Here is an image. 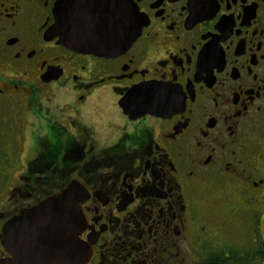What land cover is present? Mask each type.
<instances>
[{
  "label": "flooded vegetation",
  "instance_id": "af4514ba",
  "mask_svg": "<svg viewBox=\"0 0 264 264\" xmlns=\"http://www.w3.org/2000/svg\"><path fill=\"white\" fill-rule=\"evenodd\" d=\"M56 1L0 0V258L75 180L85 256L58 264H264V0H126L103 53L50 32Z\"/></svg>",
  "mask_w": 264,
  "mask_h": 264
},
{
  "label": "water",
  "instance_id": "95a60500",
  "mask_svg": "<svg viewBox=\"0 0 264 264\" xmlns=\"http://www.w3.org/2000/svg\"><path fill=\"white\" fill-rule=\"evenodd\" d=\"M57 0L50 32L83 51H117L127 47L140 30L126 0ZM113 37V38H111ZM137 87L126 93L135 100ZM86 195L73 180L30 208L21 209L2 229L1 244L10 256L0 264H58L85 256L77 234L83 223L80 203Z\"/></svg>",
  "mask_w": 264,
  "mask_h": 264
},
{
  "label": "rangeland",
  "instance_id": "374dc122",
  "mask_svg": "<svg viewBox=\"0 0 264 264\" xmlns=\"http://www.w3.org/2000/svg\"><path fill=\"white\" fill-rule=\"evenodd\" d=\"M1 168V167H0ZM6 189H4V191H5ZM4 193V192H3ZM237 264H244V263H242V261H238L237 262Z\"/></svg>",
  "mask_w": 264,
  "mask_h": 264
},
{
  "label": "trees",
  "instance_id": "16d2710c",
  "mask_svg": "<svg viewBox=\"0 0 264 264\" xmlns=\"http://www.w3.org/2000/svg\"><path fill=\"white\" fill-rule=\"evenodd\" d=\"M45 188H47V187H45Z\"/></svg>",
  "mask_w": 264,
  "mask_h": 264
}]
</instances>
